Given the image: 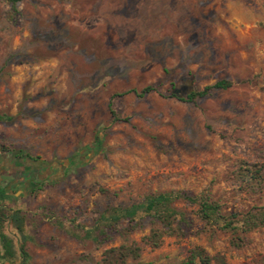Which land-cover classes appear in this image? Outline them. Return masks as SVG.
Listing matches in <instances>:
<instances>
[{
	"label": "rangeland",
	"instance_id": "rangeland-1",
	"mask_svg": "<svg viewBox=\"0 0 264 264\" xmlns=\"http://www.w3.org/2000/svg\"><path fill=\"white\" fill-rule=\"evenodd\" d=\"M16 7L12 21L0 0V114L9 116L0 120V147L11 155L0 156V187L13 195L1 203L24 215V239L4 226L14 263L22 243L30 264H97L103 247L125 240L113 234L97 244L83 230L107 208L149 192H207L239 218L264 206V176L251 186L238 171L264 164V0H20ZM218 79L230 85L192 101L168 95L172 83L181 94ZM145 85L159 93L126 91ZM19 152L34 161L14 158ZM73 155L79 161L69 165ZM175 205L190 226L149 248L142 237L159 224L142 215L127 236L141 254L126 264L176 262L194 245L225 264H264V225L210 227L193 205Z\"/></svg>",
	"mask_w": 264,
	"mask_h": 264
},
{
	"label": "trees",
	"instance_id": "trees-1",
	"mask_svg": "<svg viewBox=\"0 0 264 264\" xmlns=\"http://www.w3.org/2000/svg\"><path fill=\"white\" fill-rule=\"evenodd\" d=\"M9 5V18L14 21L18 13L16 3L20 0H4ZM230 85L225 79H218L211 84L204 85L201 89L190 88L187 92L178 93L174 83L168 90V95L182 101H192L195 98L204 96L212 89H224ZM138 96L151 91L159 93L157 86L145 85L140 90L128 89ZM108 108L115 120L117 116L111 107V100L108 101ZM9 119V116L0 114V120ZM101 142V135L96 134L93 147L98 149ZM7 150L0 147V152ZM19 157H27L34 161L27 154L19 152ZM76 155L70 157L69 165L79 161ZM240 180L242 184H259L264 176V164L252 166H238ZM31 188L30 190H33ZM13 195L8 193L5 187H0V264L11 262L12 264H30L29 255L21 243L18 247V261L13 262L15 249L13 248L11 237L4 231L5 224H10L15 231L24 239L23 226L24 215L19 209H11L1 203L4 199H9ZM182 200L193 205V214L197 220L210 227L216 226L219 229L229 231H248L251 228L264 225V206L256 208L254 211H247L240 218L233 212L225 213L221 209V204L212 199L209 193L200 192L191 194L188 192L169 189L146 193L142 199L136 203L123 206H111L99 213L90 228L83 230V236L97 244L109 242L113 234L123 237L125 242L105 246L101 249L100 258L97 264H126L130 259H137L142 250V246L131 240L127 241L128 234L139 224V218L146 215L155 220L159 226L151 228L142 237V242L149 248H156L160 245L164 235H171L175 232L181 233L180 228L190 226L191 220L187 218L184 211L178 209L175 202ZM125 225L121 226V222ZM237 245V244H235ZM166 264H225L222 257L211 255L201 245H194L187 250L186 255L180 260Z\"/></svg>",
	"mask_w": 264,
	"mask_h": 264
},
{
	"label": "flooded vegetation",
	"instance_id": "flooded-vegetation-1",
	"mask_svg": "<svg viewBox=\"0 0 264 264\" xmlns=\"http://www.w3.org/2000/svg\"><path fill=\"white\" fill-rule=\"evenodd\" d=\"M13 155H14L13 156L14 158L15 157H19L18 154H16V153H13ZM0 156L3 157V158H6V160H7V158H10L11 155H10V152L5 151V152H0Z\"/></svg>",
	"mask_w": 264,
	"mask_h": 264
}]
</instances>
